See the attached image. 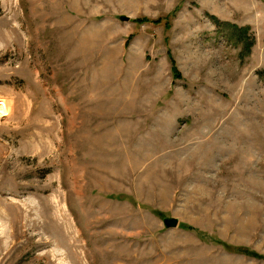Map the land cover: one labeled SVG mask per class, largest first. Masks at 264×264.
<instances>
[{
  "label": "rangeland",
  "instance_id": "374dc122",
  "mask_svg": "<svg viewBox=\"0 0 264 264\" xmlns=\"http://www.w3.org/2000/svg\"><path fill=\"white\" fill-rule=\"evenodd\" d=\"M0 107V264H264V0H0Z\"/></svg>",
  "mask_w": 264,
  "mask_h": 264
},
{
  "label": "trees",
  "instance_id": "16d2710c",
  "mask_svg": "<svg viewBox=\"0 0 264 264\" xmlns=\"http://www.w3.org/2000/svg\"><path fill=\"white\" fill-rule=\"evenodd\" d=\"M212 20L214 21V23L217 26H222L225 25V27H229V29H232V36H228L226 39L228 40V42L232 43L234 40V37H238L239 39L242 38V35L245 34V30L238 28V26L234 25V24H229V23H223L220 20H218L216 17H212ZM138 23H160L161 19L156 20V21H151L149 20V18H141L139 20H137ZM243 33V34H242ZM253 45V43L249 44V48H251ZM172 58V57H171ZM172 65H173V75L176 78H180L181 77V73L179 72V70L176 67L175 62L172 60ZM156 215L158 216H162L163 214L161 212H156ZM182 227L190 232H195L202 240L204 241H212L218 245H222L225 249H227L228 251L234 252V253H240V254H244L246 256H250V257H255L258 259H264V256L259 254L258 252H256L255 250H253L252 248L246 247V246H233L229 243H227L226 241H223L220 238H216L215 236H211L206 234L204 231L192 226V225H188V224H182Z\"/></svg>",
  "mask_w": 264,
  "mask_h": 264
},
{
  "label": "water",
  "instance_id": "95a60500",
  "mask_svg": "<svg viewBox=\"0 0 264 264\" xmlns=\"http://www.w3.org/2000/svg\"><path fill=\"white\" fill-rule=\"evenodd\" d=\"M120 18L122 20H129V17L127 16H121ZM164 223L168 228L177 227L179 225V220L175 217H169V218H164Z\"/></svg>",
  "mask_w": 264,
  "mask_h": 264
},
{
  "label": "bare ground",
  "instance_id": "6f19581e",
  "mask_svg": "<svg viewBox=\"0 0 264 264\" xmlns=\"http://www.w3.org/2000/svg\"><path fill=\"white\" fill-rule=\"evenodd\" d=\"M1 108V107H0ZM1 109H3V108H1ZM1 112H2V110H1ZM2 114L0 113V116H1Z\"/></svg>",
  "mask_w": 264,
  "mask_h": 264
}]
</instances>
